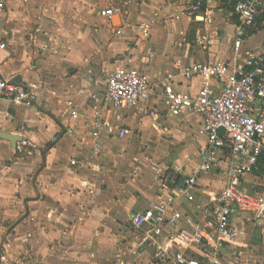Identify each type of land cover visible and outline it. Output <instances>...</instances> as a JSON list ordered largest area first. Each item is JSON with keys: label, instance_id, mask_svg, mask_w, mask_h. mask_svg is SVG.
Listing matches in <instances>:
<instances>
[{"label": "crops", "instance_id": "obj_1", "mask_svg": "<svg viewBox=\"0 0 264 264\" xmlns=\"http://www.w3.org/2000/svg\"><path fill=\"white\" fill-rule=\"evenodd\" d=\"M0 3V73L37 93L33 105L0 99V131L34 145L14 151L0 138V264H19L24 252L27 264H158L157 242L178 227L167 225L155 241L141 242L131 216L164 195L166 179L198 169L206 146L202 116L171 117L159 97L157 119L139 107H123L118 112L127 135L101 130L95 137L91 96L102 97L108 73L128 63L153 83L167 80L176 91L195 94L201 77L185 75L194 61L242 66L248 51L264 52V13L236 50L238 18L221 0ZM104 8L118 13L106 18L100 15ZM144 23L148 38L141 33ZM70 106L78 117L70 115ZM101 107L107 116L117 112L108 101ZM227 167L225 160L203 173L195 201L178 200L175 208L201 217L203 205L224 188ZM263 184L257 165L244 186L258 191ZM234 221L243 224L241 217ZM245 238L252 260L264 264V218L248 221Z\"/></svg>", "mask_w": 264, "mask_h": 264}, {"label": "built area", "instance_id": "obj_2", "mask_svg": "<svg viewBox=\"0 0 264 264\" xmlns=\"http://www.w3.org/2000/svg\"><path fill=\"white\" fill-rule=\"evenodd\" d=\"M263 12L264 0L237 1L236 50L256 30V19ZM116 13L115 8L100 10V15L109 19ZM140 29L146 38L151 34L147 23L141 24ZM4 47L5 43L0 41V48ZM246 54V64L242 66L225 59L194 61L187 66V77L202 79L195 94L178 92L167 80L162 86L153 83L128 63L108 73L102 97L98 93L91 96L97 107L91 129L95 137L101 130L119 137L127 135L129 131L118 112L123 107H139L157 119L161 111L159 97L171 117L184 113L202 116L206 146L198 169L180 180L176 175L166 179L162 184L164 195L152 202L148 211H135L131 216V225L139 232L141 242L155 241L167 225L178 227L166 240L157 242L158 264H256L247 250L245 234L250 216L254 221L264 218V184L260 190L251 191L245 188L244 179L256 169L264 154V52L251 50ZM0 99L33 105L37 93L30 85L16 83L0 73ZM107 101L117 111L114 115L104 114L101 106ZM69 111L72 117H78L76 107L70 106ZM221 128L223 134L219 133ZM28 147L34 145L25 138L16 144L20 152ZM225 160V186L210 203L203 205L201 217L175 208L178 200L194 202L199 177ZM235 217L242 218V226L236 224Z\"/></svg>", "mask_w": 264, "mask_h": 264}, {"label": "water", "instance_id": "obj_3", "mask_svg": "<svg viewBox=\"0 0 264 264\" xmlns=\"http://www.w3.org/2000/svg\"><path fill=\"white\" fill-rule=\"evenodd\" d=\"M19 78L16 77L15 79H13L14 82L18 83V80ZM219 133L220 134H223L224 133V128H221L219 130ZM0 138L2 139H6L8 141H10L13 145V149L14 151H16V144L18 141H21L23 139L22 136L20 135H15V134H11V133H8V132H4V131H0Z\"/></svg>", "mask_w": 264, "mask_h": 264}, {"label": "trees", "instance_id": "obj_4", "mask_svg": "<svg viewBox=\"0 0 264 264\" xmlns=\"http://www.w3.org/2000/svg\"><path fill=\"white\" fill-rule=\"evenodd\" d=\"M224 4V8L227 11L234 10V6L239 0H221ZM264 13V12H263ZM264 17V15H263ZM258 165L262 168L264 172V154L260 157Z\"/></svg>", "mask_w": 264, "mask_h": 264}, {"label": "rangeland", "instance_id": "obj_5", "mask_svg": "<svg viewBox=\"0 0 264 264\" xmlns=\"http://www.w3.org/2000/svg\"><path fill=\"white\" fill-rule=\"evenodd\" d=\"M181 139H182V136H181ZM253 221V218L250 216V222H252ZM122 226L121 227H123V228H125V226H127L126 225V223L125 222H122V224H121ZM120 227V226H119ZM261 246H263L264 245V243L262 242L261 244H260ZM5 250H6V248H4ZM27 253L26 252H24V253H22L19 257L20 258H18L16 261H19V264H27Z\"/></svg>", "mask_w": 264, "mask_h": 264}]
</instances>
